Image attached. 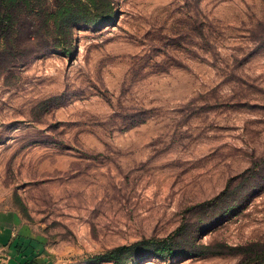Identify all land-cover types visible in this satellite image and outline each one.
Returning a JSON list of instances; mask_svg holds the SVG:
<instances>
[{
  "label": "rangeland",
  "instance_id": "rangeland-1",
  "mask_svg": "<svg viewBox=\"0 0 264 264\" xmlns=\"http://www.w3.org/2000/svg\"><path fill=\"white\" fill-rule=\"evenodd\" d=\"M113 4L71 55L33 53L0 79V227L54 264H113L93 261L151 239L181 253L138 264H239L182 252L264 241V182L214 222L207 205L230 183L240 198L264 158V0Z\"/></svg>",
  "mask_w": 264,
  "mask_h": 264
},
{
  "label": "trees",
  "instance_id": "trees-1",
  "mask_svg": "<svg viewBox=\"0 0 264 264\" xmlns=\"http://www.w3.org/2000/svg\"><path fill=\"white\" fill-rule=\"evenodd\" d=\"M115 11L113 0H56V7L51 9L42 8L36 0H0V79L33 53L55 50L71 55L75 29L80 25L94 27L110 23L114 20ZM239 178L241 187L247 188L240 198H233L237 186L230 183L207 203L212 209L222 211L210 222L233 213L253 190L260 187L264 182V158ZM174 241L144 240L132 246L119 247L93 262L138 264L149 257H175L181 249L180 242ZM187 244L192 250L182 252L183 255L241 256L239 264H264V241L232 246L196 243L192 239Z\"/></svg>",
  "mask_w": 264,
  "mask_h": 264
},
{
  "label": "crops",
  "instance_id": "crops-1",
  "mask_svg": "<svg viewBox=\"0 0 264 264\" xmlns=\"http://www.w3.org/2000/svg\"><path fill=\"white\" fill-rule=\"evenodd\" d=\"M52 259L43 245L27 244L13 229L0 227V264H54Z\"/></svg>",
  "mask_w": 264,
  "mask_h": 264
}]
</instances>
